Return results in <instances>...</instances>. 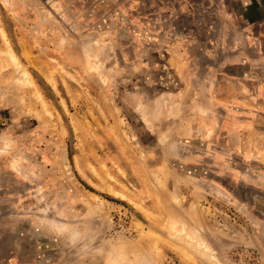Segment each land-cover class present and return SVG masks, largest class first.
Instances as JSON below:
<instances>
[{"label": "rangeland", "instance_id": "obj_1", "mask_svg": "<svg viewBox=\"0 0 264 264\" xmlns=\"http://www.w3.org/2000/svg\"><path fill=\"white\" fill-rule=\"evenodd\" d=\"M0 264H264V0H0Z\"/></svg>", "mask_w": 264, "mask_h": 264}, {"label": "bare ground", "instance_id": "obj_2", "mask_svg": "<svg viewBox=\"0 0 264 264\" xmlns=\"http://www.w3.org/2000/svg\"><path fill=\"white\" fill-rule=\"evenodd\" d=\"M12 54V53H11ZM16 57V56H15ZM17 59V58H16ZM18 61V60H17ZM17 64V63H16ZM29 74V73H28Z\"/></svg>", "mask_w": 264, "mask_h": 264}]
</instances>
